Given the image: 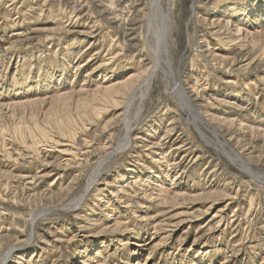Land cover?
<instances>
[{"label":"rangeland","instance_id":"1","mask_svg":"<svg viewBox=\"0 0 264 264\" xmlns=\"http://www.w3.org/2000/svg\"><path fill=\"white\" fill-rule=\"evenodd\" d=\"M156 183L172 196L160 207ZM4 256L264 264V0H0Z\"/></svg>","mask_w":264,"mask_h":264},{"label":"bare ground","instance_id":"2","mask_svg":"<svg viewBox=\"0 0 264 264\" xmlns=\"http://www.w3.org/2000/svg\"><path fill=\"white\" fill-rule=\"evenodd\" d=\"M119 1V0H118ZM156 1V0H155ZM158 1V0H157ZM40 2H41V0H40ZM48 2V1H47ZM87 2V1H86ZM137 2V1H136ZM238 1H232L230 4H228V9L227 10H229V11H235V10H237L238 9V7H240V6H238ZM90 5V4H89ZM99 5V4H98ZM61 7V6H60ZM79 7H82L80 4H79ZM78 7V8H79ZM106 7V6H105ZM118 8V7H117ZM116 8V9H117ZM140 8V7H139ZM38 9H40V8H38ZM35 10V9H34ZM73 11H75V10H73ZM79 11V10H78ZM249 12V11H248ZM255 13V12H254ZM253 13V14H254ZM38 14V13H37ZM77 14H79L80 15V11L77 13ZM99 14V13H98ZM122 14V13H121ZM120 14V15H121ZM231 14V13H230ZM137 15V14H136ZM118 16V15H117ZM116 16V17H117ZM232 16H233V14H232ZM248 16V15H247ZM252 16H256V14H254V15H252ZM97 17V16H96ZM111 17V16H110ZM110 20V19H109ZM11 22V21H10ZM93 22V21H92ZM126 23V22H125ZM111 25V24H110ZM124 26V25H123ZM208 26V25H207ZM237 26V35L235 36L234 35V37L232 36V34L231 35H229L230 37L232 36L233 37V39H238L239 40V37L241 36V35H243V34H247V33H249V32H244V31H247V30H245L246 28H243V26L240 24V25H236ZM100 28H101V26H100ZM125 28V27H124ZM109 29V28H108ZM126 29V28H125ZM29 30V29H28ZM216 30V29H215ZM121 31V30H120ZM80 32V31H79ZM90 32H92V31H90ZM106 32V31H105ZM206 32V31H205ZM26 33V32H25ZM34 33V32H33ZM130 33V32H129ZM128 32H127V34H129ZM89 34V33H88ZM220 35V34H219ZM135 36V35H134ZM214 36H216L215 34H214ZM218 36V35H217ZM225 36V35H224ZM231 37V38H232ZM220 38V37H219ZM222 38V37H221ZM226 38H227V36H226ZM133 39V38H132ZM199 39V38H198ZM206 39V38H205ZM229 39V38H228ZM223 40V38L221 39V41ZM226 40V39H225ZM231 40V39H230ZM220 41V42H221ZM224 41V40H223ZM234 41H236V40H234ZM233 41V42H234ZM241 41V40H240ZM225 42V41H224ZM239 42V41H238ZM226 43H228V42H226ZM234 43H236V42H234ZM233 43V44H234ZM119 44V43H118ZM204 44V43H203ZM239 44V43H238ZM234 46H235V44H234ZM238 46V45H237ZM237 46H235V47H237ZM240 46V45H239ZM199 47V46H198ZM203 47V46H202ZM208 48V47H207ZM207 48H206V50H207ZM229 48H231V46L229 47ZM205 49V48H204ZM239 49V48H238ZM85 50H87V48L85 49ZM202 50V49H201ZM205 50V51H206ZM129 51H130V49H129ZM200 51V50H199ZM211 51V50H210ZM209 51V52H210ZM241 51V50H240ZM95 52H97V51H95ZM84 53H85V51H84ZM212 53V52H211ZM239 53V52H238ZM100 54V53H99ZM138 55V54H137ZM203 55V54H202ZM207 55V54H206ZM95 56V55H94ZM150 56V55H149ZM164 56H165V52L163 53L162 52V57H163V62L165 63V65H167V67H169V65H170V63L169 62H166V59H165V61H164ZM210 56V55H209ZM222 56V55H221ZM244 56V55H243ZM247 56V55H246ZM99 57V56H98ZM143 57V56H142ZM141 57V58H142ZM211 57H212V55H211ZM214 57V56H213ZM238 57V56H237ZM140 58V59H141ZM205 58H206V56H205ZM210 58V57H209ZM146 59V58H145ZM238 59V58H237ZM243 59V58H242ZM246 59V58H245ZM135 60V59H134ZM148 60V59H147ZM159 60V59H158ZM109 61V60H108ZM155 61H156V64L158 63L157 62V60H156V58H155ZM232 61V62H231ZM231 61H227L228 62V65L230 64L231 66H233V67H235L236 68V66H237V68L236 69H242V68H247L246 66H244L243 65V63L241 62V61H239V62H237L236 60H231ZM244 61V60H243ZM83 62L84 61H80L79 63H77V67L76 68H78V67H80V66H83L82 64H83ZM107 62V61H106ZM149 62V61H148ZM163 62H161V63H163ZM231 62V63H230ZM146 63V62H145ZM155 63V62H154ZM249 63V62H248ZM248 63H246L245 65H247L248 66ZM251 63V62H250ZM144 64V63H143ZM76 65V64H75ZM103 65H109V63L107 62V63H103ZM145 65V64H144ZM151 66H153V65H151ZM159 66V65H158ZM161 66V65H160ZM146 67V66H145ZM154 67H155V65H154ZM153 68V67H152ZM164 68H166V67H164ZM154 69H157V68H154ZM158 69H159V67H158ZM157 69V70H158ZM149 70V69H148ZM164 70V69H163ZM228 70V69H227ZM159 71H160V69H159ZM154 72V71H153ZM161 72V71H160ZM163 72V71H162ZM164 72H165V70H164ZM168 72H170V71H168ZM222 72V71H221ZM228 72V71H227ZM31 73L30 72H28L27 74H25V77H24V83H26V85H27V82H31L30 80H31V75H30ZM150 74V73H149ZM167 74H169V73H166V75ZM152 75V74H151ZM190 75V74H189ZM202 75V74H201ZM149 76V75H148ZM170 76V75H169ZM172 76V75H171ZM203 77V76H202ZM39 78H40V76H39ZM169 78V77H168ZM173 78V77H172ZM147 78H145V80H146ZM173 80V79H172ZM234 82V81H233ZM143 83V82H142ZM184 83V82H183ZM183 86H185V85H183ZM182 86V87H183ZM188 86V85H187ZM182 87H179L178 86V90H179V92L182 94V97H183V99L186 101V105H187V107H188V109H189V111H190V113L192 114V115H194V111H193V108H191V106H190V104H191V102H193V101H191L190 100V98H189V94H188V90H186V88L184 89V88H182ZM186 87V86H185ZM137 89V88H136ZM139 89V88H138ZM136 92V91H135ZM192 93V92H191ZM132 95V94H131ZM193 95V94H192ZM133 96H134V94H133ZM133 96H131V98L133 97ZM195 97V96H194ZM129 99H130V97H128ZM130 101V100H129ZM195 101V100H194ZM196 102V101H195ZM198 102V101H197ZM196 102V103H197ZM20 103V102H19ZM16 104V103H15ZM201 104V103H200ZM127 108V107H126ZM125 108V109H126ZM198 111V110H197ZM198 114V113H197ZM128 115H129V113H128ZM128 119V118H127ZM131 119V118H130ZM252 120H253V118H252ZM132 121V120H131ZM255 121V120H254ZM241 122V121H240ZM128 124V123H127ZM173 124V123H172ZM240 124V123H239ZM242 124V123H241ZM132 125H133V123H132ZM175 125V124H174ZM173 126V125H172ZM130 127L128 126L127 127V129H126V133H125V139H123V140H125V145L123 146V147H126L128 144H133L134 143V141H132V139L130 138ZM167 129V128H166ZM171 130V129H170ZM145 134V133H144ZM231 134V133H230ZM170 133L169 132H165L161 137H159V139H157V140H154L153 142H152V145L151 146H153V147H151V148H149V149H153L154 147H160V146H162V145H165L166 143L165 142H170ZM179 136V135H178ZM234 136V135H233ZM245 136V135H244ZM235 137V136H234ZM242 137V136H241ZM136 138H140V136H137ZM135 138V139H136ZM152 138V137H151ZM141 139V138H140ZM143 139V138H142ZM176 139V138H175ZM177 139H178V137H177ZM231 139H233L232 137H231ZM239 139V138H238ZM166 140H168V141H166ZM138 141H139V139H138ZM144 141V140H143ZM187 143V142H186ZM230 143H231V141H230ZM81 144V143H80ZM144 144H146V143H144ZM143 144V145H144ZM175 144H177V143H175ZM175 144H173V143H169V145L171 146V145H174L175 146ZM182 145H184V144H182ZM226 145H227V143H226ZM92 147V146H91ZM150 147V146H149ZM87 148V147H86ZM189 148V147H188ZM122 149V148H121ZM160 149V148H159ZM179 149V148H178ZM88 150V149H87ZM105 150V149H104ZM128 150V149H127ZM136 150V149H135ZM189 150V149H188ZM187 150V151H188ZM56 151V150H55ZM62 151V150H61ZM60 151V152H61ZM94 151V150H93ZM106 151H109V150H106ZM113 151V150H112ZM112 151H110V152H112ZM186 151V152H187ZM232 151V150H231ZM78 152V151H77ZM127 152V151H126ZM107 153V152H106ZM151 153H153V151L151 150V151H149V154H151ZM155 153V152H154ZM171 153V151H167V154L164 156V157H162V161H160L159 159H156V163L157 164H159L160 165V163L161 162H165L169 167L171 166V164L172 163H169V161L168 160H166V156H168L169 154ZM91 154H93V153H91ZM156 154V153H155ZM164 155V154H163ZM237 155V154H236ZM240 155V154H239ZM69 157V156H68ZM159 158H161V157H159ZM244 158V157H243ZM243 158H241V157H238V159L240 160V162H241V164L245 167V168H248V165H247V163L243 160ZM173 160V159H172ZM177 160V159H176ZM175 164V163H174ZM69 167V166H68ZM173 167V166H172ZM251 168V167H250ZM54 169V168H53ZM167 169V168H166ZM249 169V168H248ZM55 170V169H54ZM175 170V169H174ZM10 172V171H9ZM51 173V172H50ZM178 175V174H177ZM122 177H124L123 175H122ZM123 179V178H122ZM138 181V179H134V181H132V183L133 184H136V182ZM173 182V181H172ZM130 185V184H129ZM155 185H157L158 186V194H157V196L154 198V200H153V204H156L155 206L156 207H158V205H159V207L162 205V203L164 204L165 202L166 203H169V202H167L170 198L172 199V196L169 194V191H168V189L162 184V183H156ZM126 186V185H125ZM125 186H121V188H120V191L121 190H123L124 189V187ZM172 187V186H171ZM142 189V188H141ZM125 192V194L124 195H128V194H126L127 192L126 191H124L123 190V193ZM172 192V191H171ZM174 192H176V191H174ZM121 193V192H120ZM182 194H184V193H182ZM179 195V194H178ZM144 196V195H143ZM149 199V198H148ZM170 199V200H171ZM172 201V200H171ZM170 201V202H171ZM172 203V202H171ZM130 205H132V204H130ZM140 205V204H139ZM152 205V204H151ZM173 205H175V204H173ZM142 206V205H141ZM167 206V205H166ZM163 208V207H162ZM40 210V209H39ZM161 210V209H160ZM166 210V209H165ZM164 211V210H163ZM170 211V210H169ZM41 212V211H40ZM158 212V211H157ZM43 213V212H42ZM164 213H165V211H164ZM46 214V213H45ZM159 214V213H158ZM39 215H41V214H37L36 213V217L34 216L33 217V219H32V221L31 222H35L34 220H36L37 219V217L39 216ZM44 215V214H43ZM147 215V214H146ZM33 216V215H32ZM148 216V215H147ZM43 217V216H42ZM150 217V216H149ZM170 218V217H169ZM167 219V218H166ZM44 220V219H43ZM151 220V219H150ZM171 221V220H170ZM114 222L116 223V226L117 227H120V226H123V230H126L127 229V225H125V223L124 222H122L121 220H114ZM176 222V221H175ZM168 223V222H167ZM180 223V222H179ZM166 224V223H165ZM167 225V224H166ZM166 225H164V226H166ZM180 225V224H179ZM174 227V226H173ZM163 229V228H162ZM165 229V228H164ZM171 229V228H170ZM33 230H35V227L33 228L32 227V231ZM170 234V233H169ZM31 235L32 234H30V237H31ZM58 239H60L61 240V238H60V236H58ZM18 243H23V240H20ZM20 244H18L19 246H21ZM18 245H17V247H18ZM5 257V256H4ZM5 260H6V257L5 258H3L2 257V260H1V264H5Z\"/></svg>","mask_w":264,"mask_h":264}]
</instances>
